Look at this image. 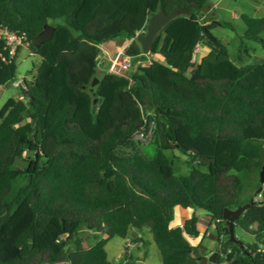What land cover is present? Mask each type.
<instances>
[{
  "label": "trees",
  "instance_id": "16d2710c",
  "mask_svg": "<svg viewBox=\"0 0 264 264\" xmlns=\"http://www.w3.org/2000/svg\"><path fill=\"white\" fill-rule=\"evenodd\" d=\"M207 1L0 0V27L23 35L40 59L19 87L22 98L0 109V264H112L108 241L142 228L161 264H201L200 247L186 237H199L198 219L170 228L175 207L209 216L220 245L215 264H264V182L234 222L251 243L231 242L223 219L224 210L249 202L240 200L238 173L264 168V61L230 60L212 30L232 26L201 23ZM176 7L189 14L171 20L143 53L135 37L151 14ZM240 19L245 39L264 51V16ZM46 24L54 27L51 39L33 47ZM115 39L128 43L132 64H146L129 77H99V46ZM197 45L208 53L194 63ZM8 53L0 40V88L16 81ZM148 130L153 156L116 153ZM176 150L186 175L166 155ZM23 154L26 169H15ZM22 175L26 182L10 201ZM83 232L99 237L85 247Z\"/></svg>",
  "mask_w": 264,
  "mask_h": 264
},
{
  "label": "rangeland",
  "instance_id": "374dc122",
  "mask_svg": "<svg viewBox=\"0 0 264 264\" xmlns=\"http://www.w3.org/2000/svg\"><path fill=\"white\" fill-rule=\"evenodd\" d=\"M264 4V0H208L205 5V10L200 17L201 23L207 24L210 22H225L232 26V29H227L223 26H216L212 32L217 39L224 43L227 48L230 60L234 64L240 66L244 64H258L264 61V51L261 45L256 42H251L245 39V25L240 19L242 14H247L249 17H263L264 10L260 6ZM146 33V29L142 32ZM261 38L264 40V32L261 33ZM137 43V42H136ZM139 46V44L137 43ZM128 47V43L122 39L110 40L108 42L102 43L100 48V54L97 57V74L102 77L105 74H109L111 63L113 58L120 51H125ZM202 51H206V48L196 46L193 62L196 63L203 56ZM249 54V57L247 54ZM241 58V60H239ZM121 65H116L115 71L123 76L130 75L131 70H133L138 65H145L146 62L132 64L129 59L120 60ZM40 59L34 55V53L29 48L28 44H23L17 49L15 53V65H16V81L19 82H30L29 71H35L39 66ZM127 65L125 68L124 65ZM189 74V72H188ZM21 92L19 87H13L11 84H6L0 88V109L8 99H21ZM30 110L24 114V117L28 115ZM150 138L142 139L140 133H136L131 144L128 147H121L116 152L121 156H132L134 154H140L142 156L150 158L155 154V149L150 146ZM258 144L264 148V141H259ZM166 155L172 160L174 168L177 175L188 174L190 168L186 163V158L179 151H168ZM25 154L21 158L16 159L14 162L15 169L25 170L27 163L25 161ZM240 179L242 180V192L240 193V200L242 203L250 201L253 197L257 195L259 188L257 187L260 182V175L257 172L238 173ZM25 176H21L13 182V193L8 198L10 201L17 194V191L25 184ZM259 199V197H257ZM256 198V199H257ZM174 216L170 224V228H175L183 225V222L192 216H196L198 219V229L200 232L199 237L192 239L186 236L188 241L193 246H199L201 249V255L204 258L211 256L214 252L219 249L220 245L215 237V232L213 226L210 223L209 216L201 211L194 210L193 208H181L175 207L173 210ZM138 231V230H137ZM140 236L143 238L141 243L134 244L131 240L132 235H128L126 239H121L120 237H114L109 240L105 246V251L108 260L112 264H161V259L159 252L155 243L153 242L152 236L148 229L142 228L139 230ZM83 236L88 237V243L94 242V237L99 235L83 232ZM234 235L243 243H251L252 237L242 233L239 229L234 230ZM129 240V241H128ZM233 254H237L239 249L233 247L231 249Z\"/></svg>",
  "mask_w": 264,
  "mask_h": 264
},
{
  "label": "water",
  "instance_id": "95a60500",
  "mask_svg": "<svg viewBox=\"0 0 264 264\" xmlns=\"http://www.w3.org/2000/svg\"><path fill=\"white\" fill-rule=\"evenodd\" d=\"M189 14V10L186 8H174L171 12L166 13L163 10H160L157 13H152L151 16L148 19L147 25H146V33H139L136 35L135 40L139 44L141 50L143 53L149 52V49L151 47V44L155 37L160 33V31L163 29L164 26H166L171 20L176 18L177 16L187 15ZM216 24H219V22H215ZM54 31V27H52L49 24H46L42 31H40L36 36H34L31 39V45L35 48H38L40 45L45 43L46 41H49L52 37ZM99 81L98 78H95L93 82L90 84V89L97 84ZM94 103H96V100H94ZM259 183L263 184L264 182V168L260 171V179ZM254 202L253 199H251L248 203L245 205H238L235 209H226L223 212V219L226 221L227 224V231L229 234V240L231 242H236L237 239L234 235V227H235V220L242 215V213ZM217 254L215 252L207 257L204 258L201 261V264H215L216 263Z\"/></svg>",
  "mask_w": 264,
  "mask_h": 264
},
{
  "label": "built area",
  "instance_id": "2783aa9c",
  "mask_svg": "<svg viewBox=\"0 0 264 264\" xmlns=\"http://www.w3.org/2000/svg\"><path fill=\"white\" fill-rule=\"evenodd\" d=\"M0 40L3 41L5 49L9 51V56L12 58L15 56V53L17 52V49L25 44V37L23 35H17L15 33H12V31L7 30L6 28L0 27ZM129 59V57L126 56L125 51H120L117 53L115 58H113L112 63H111V68L110 72L111 74L123 76L119 73V71H115L116 65H121L120 60H126ZM130 61V60H129ZM124 67L126 68L127 65L125 64ZM23 83V82H22ZM22 83L19 81H14L11 83L13 87H22ZM140 137L142 139L151 137V130H148L146 134L144 132H140Z\"/></svg>",
  "mask_w": 264,
  "mask_h": 264
},
{
  "label": "crops",
  "instance_id": "0c3cea01",
  "mask_svg": "<svg viewBox=\"0 0 264 264\" xmlns=\"http://www.w3.org/2000/svg\"><path fill=\"white\" fill-rule=\"evenodd\" d=\"M260 8H262L263 10H264V4H262L261 6H260ZM208 53V50H207V52L206 51H202V54H203V56H201V58H200V60L199 61H201V59L206 55ZM198 62V61H197ZM196 62V63H197ZM182 226V225H181ZM178 227H180V226H178ZM140 231L138 230H134V231H132V238L131 239H137V238H142L141 236H140V233H139ZM192 238V237H191ZM131 239H129V240H131ZM193 239V238H192ZM128 240V241H129ZM88 240H86V242L84 243V246L85 247H89V246H91L93 243H91V244H89L88 242H87ZM143 241V238H142V240L139 242V243H141Z\"/></svg>",
  "mask_w": 264,
  "mask_h": 264
}]
</instances>
